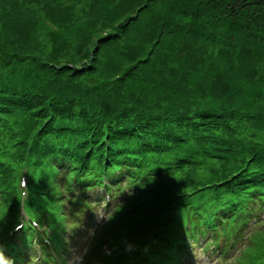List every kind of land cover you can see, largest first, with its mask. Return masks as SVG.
<instances>
[{
  "label": "trees",
  "instance_id": "trees-1",
  "mask_svg": "<svg viewBox=\"0 0 264 264\" xmlns=\"http://www.w3.org/2000/svg\"><path fill=\"white\" fill-rule=\"evenodd\" d=\"M24 174L47 262L121 182L82 264H179L218 229L225 257L264 227V0H0V239ZM31 232L0 260L26 264ZM235 264H264V229Z\"/></svg>",
  "mask_w": 264,
  "mask_h": 264
}]
</instances>
